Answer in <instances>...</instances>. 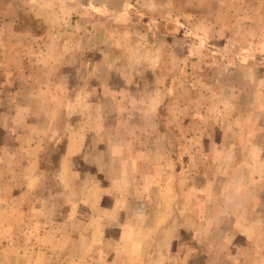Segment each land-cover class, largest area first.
<instances>
[{
    "label": "rangeland",
    "instance_id": "obj_1",
    "mask_svg": "<svg viewBox=\"0 0 264 264\" xmlns=\"http://www.w3.org/2000/svg\"><path fill=\"white\" fill-rule=\"evenodd\" d=\"M0 264H264V0H0Z\"/></svg>",
    "mask_w": 264,
    "mask_h": 264
}]
</instances>
